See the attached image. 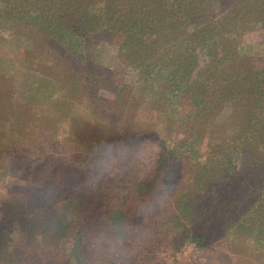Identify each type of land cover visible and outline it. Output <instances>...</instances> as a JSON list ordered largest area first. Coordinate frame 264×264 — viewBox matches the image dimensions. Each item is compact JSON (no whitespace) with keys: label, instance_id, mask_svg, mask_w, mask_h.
Listing matches in <instances>:
<instances>
[{"label":"trees","instance_id":"16d2710c","mask_svg":"<svg viewBox=\"0 0 264 264\" xmlns=\"http://www.w3.org/2000/svg\"><path fill=\"white\" fill-rule=\"evenodd\" d=\"M252 26L257 40L243 41ZM107 32L120 43L97 39ZM3 34L28 54L0 57V77L25 70L23 112L35 104L59 110L68 140L81 138V99L92 101L98 118L113 101L134 111L147 98L167 133L181 128L184 137L146 163L127 156L134 170L121 180L81 184L70 212H48L55 195L39 197V206L13 198L9 212L20 213L0 218V264H158L187 242L209 264H264V0H0ZM53 56L67 57L59 77L45 62ZM102 88L113 97L95 94ZM28 116L19 120L22 130ZM100 130L97 122L88 142L97 139L105 152L122 134L105 142ZM177 156L190 161L172 170ZM66 236L75 242L61 252Z\"/></svg>","mask_w":264,"mask_h":264},{"label":"rangeland","instance_id":"374dc122","mask_svg":"<svg viewBox=\"0 0 264 264\" xmlns=\"http://www.w3.org/2000/svg\"><path fill=\"white\" fill-rule=\"evenodd\" d=\"M254 28L255 26H252L242 32L243 41L257 40L256 37L260 31ZM97 39L99 41L108 40L114 45L120 43L118 35H109L108 32L98 34ZM16 40L15 37L5 39V34L0 35V57H5V55L15 57L18 61L19 58L27 56V47H18ZM104 58L109 59V55L105 53ZM66 61L67 57L62 56L58 58L53 56L45 60L49 65L50 63L55 64L51 73L56 77L61 75V69ZM24 72L23 69L19 70L15 78L0 77V133L2 132V121L6 120L5 127H9L5 131V141L0 150V218L2 216L5 218V214L11 217L12 214L20 213V210L16 209L13 211H16L15 213L9 212V207L14 206L9 204L11 201L14 202L13 198L27 200V203L30 202L28 206H39L38 199L44 195L56 196L57 201L48 209L50 214L60 215L64 211L70 212L68 201L71 199V193L81 184L93 186L104 181L121 180L132 174L134 170L130 168L132 164L127 156L133 155L137 157V161L141 160L146 163L157 156H162L169 149L175 148L180 139L184 137V131L181 128H175L174 134L167 133L164 124L156 117L151 101L147 98L139 100V105L134 111L131 106L127 109L129 105L127 102L113 101L109 108L110 112L103 113L101 109L98 118L92 114V101L81 99L79 103L81 112L77 120V129L82 130L81 138L68 140L66 136L69 131L59 110L49 104H35L31 105L25 113L23 112V106L20 103L19 81ZM94 92L97 95L105 93L111 98L114 95L110 88H102ZM135 100L138 99L135 98ZM183 101L189 103L185 98ZM12 102L17 103V110L11 114L7 109ZM180 108L182 111V107ZM235 109L240 111V105H235ZM24 114L29 115L26 121L28 128L22 130L19 120H22ZM97 122L104 127V130L97 132L98 138L105 142L114 131H118L119 135L122 134L121 138L116 137L105 147V152L98 151L99 147L95 142L97 139H94L92 146L88 142L89 134L93 133ZM55 128L59 130L54 131ZM105 130L109 133H104ZM17 134L20 137L19 141L13 146L12 138ZM118 152L119 155H115ZM250 153L253 158L259 157L258 150H251ZM108 155L111 156L109 159H107ZM85 157L87 159L84 161ZM189 161L177 156L169 165L174 170ZM236 179L237 172H234L231 181L236 182ZM172 180L174 179L171 178L170 183H174ZM43 183L44 186H42ZM227 186L228 184L223 187L222 191L227 189ZM155 199L160 200V198H154V201ZM23 214L25 215V211ZM4 228L5 224L2 223L1 234ZM74 242L71 237L63 238L60 243L61 252L71 250ZM162 255L165 257L164 262L158 264H209L207 263L209 255L192 242H187L176 254L167 252ZM176 260L179 262L175 263Z\"/></svg>","mask_w":264,"mask_h":264}]
</instances>
